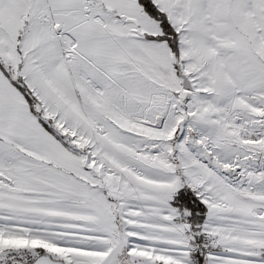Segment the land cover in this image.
Listing matches in <instances>:
<instances>
[{
    "label": "snow or ice",
    "instance_id": "1",
    "mask_svg": "<svg viewBox=\"0 0 264 264\" xmlns=\"http://www.w3.org/2000/svg\"><path fill=\"white\" fill-rule=\"evenodd\" d=\"M0 264H264V0H0Z\"/></svg>",
    "mask_w": 264,
    "mask_h": 264
}]
</instances>
